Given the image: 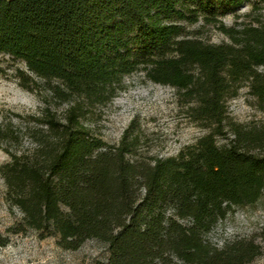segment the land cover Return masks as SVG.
<instances>
[{
  "label": "trees",
  "instance_id": "1",
  "mask_svg": "<svg viewBox=\"0 0 264 264\" xmlns=\"http://www.w3.org/2000/svg\"><path fill=\"white\" fill-rule=\"evenodd\" d=\"M248 0H0V54L19 84L47 91L39 114L0 124L4 200L21 217L0 233L34 232L75 250L87 239L106 244L93 264H247L262 252L264 225L221 247L203 235L235 206L264 190V121L230 123L225 102L245 82L264 113V0L252 21L226 26L221 16ZM210 23L228 42L187 36L183 22ZM142 72L175 87L190 119L210 131L176 155L137 156L133 125L116 143L92 135L82 118L110 101L123 77ZM66 104L58 115L49 104ZM29 123H32L31 125ZM31 149L18 151L22 137Z\"/></svg>",
  "mask_w": 264,
  "mask_h": 264
},
{
  "label": "rangeland",
  "instance_id": "2",
  "mask_svg": "<svg viewBox=\"0 0 264 264\" xmlns=\"http://www.w3.org/2000/svg\"><path fill=\"white\" fill-rule=\"evenodd\" d=\"M248 0L220 18L226 26L252 21L255 13H249L251 3ZM264 13V9H261ZM187 36L197 37L210 43L228 42L229 38L213 28L210 23L201 20L195 23L183 22ZM23 65L0 54V124L9 121L17 125L21 115L39 114L48 103L47 91L27 89L19 84L14 67ZM264 72V66L257 67ZM180 92L173 86L147 80L142 72L126 75L122 88L105 104L94 106L82 118L88 131L109 144L116 143L123 130L132 123V135L136 136V155L166 157L176 155L186 145L193 144L197 138L210 131L190 119L188 106ZM226 116L223 121V134L215 135V141L222 145L232 137L229 124L236 123L245 127L258 126L264 121V113L259 109L257 100L249 91L247 82L237 90L236 95L225 102ZM49 106L61 115L66 104ZM30 125L32 123H29ZM34 146L31 138L24 135L16 149L22 151ZM9 159L0 146V164ZM5 184L0 176V233L17 221L21 213L17 208L9 210L4 200ZM264 225V190L260 198L252 205L235 206L224 218L218 220L203 237L213 247H221L226 241L236 237H247ZM262 252L247 264H264V241ZM106 244L97 239L85 240L77 249H65L55 243L54 237L38 238L29 231L26 234H10L8 242L0 246V264H93L96 260H106Z\"/></svg>",
  "mask_w": 264,
  "mask_h": 264
}]
</instances>
